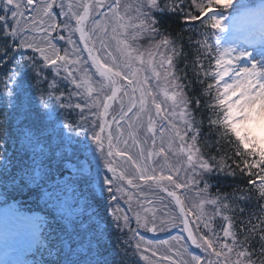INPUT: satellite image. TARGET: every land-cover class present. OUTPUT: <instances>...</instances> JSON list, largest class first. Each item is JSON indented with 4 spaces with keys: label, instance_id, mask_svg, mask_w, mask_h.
<instances>
[{
    "label": "snow or ice",
    "instance_id": "6c2138e0",
    "mask_svg": "<svg viewBox=\"0 0 264 264\" xmlns=\"http://www.w3.org/2000/svg\"><path fill=\"white\" fill-rule=\"evenodd\" d=\"M234 3L235 0H135V3L129 0H112L105 5V0H68L66 4L61 0L59 7L65 18L61 24L53 15L56 0H39V3L35 0H0V33L3 35L0 63L5 67L9 63L14 65L8 68L5 73L7 79L3 81L6 106H10L13 113L17 112L21 105L12 103V100H20V90L24 84L30 79H47L41 76L36 57L28 55L26 50L38 53L43 67L53 69L56 76L63 70L67 74L65 79H69L75 89L82 90L70 92L69 98L77 96L83 100V104L65 103L63 93L55 94L57 82L53 80L48 84L49 91L41 92L36 116L40 118L43 115L41 110L47 111L50 99H54L61 109L75 108L81 113L85 108L97 110L93 113L95 120L91 122L89 138L99 152L106 172L112 176L104 175L101 178L97 172L94 178H89L83 175L81 169H77L74 175L85 183L95 180L101 193L107 191L112 201H116V192H120L127 196L130 204L132 197L125 192L121 182L129 187H140L135 181L143 184L151 181L161 192L172 197L179 214H173L161 223L168 227L182 224L188 240L202 249L208 257L202 260L200 256L192 255L190 259L184 260L187 253L185 244L175 253L181 259L172 264H264V204H259V201H264V19L259 29L249 28L237 35L240 30L235 26L237 18L233 17L232 42L226 47L222 46V34L230 27L225 23L230 18L228 10ZM105 6L107 11H100ZM26 12L35 14L26 16ZM157 14L179 17L184 29L176 37H172L161 30ZM260 15L264 18V8ZM97 16L103 17V20H97ZM196 22L203 29L198 31L201 38L193 39L188 36L187 39L189 45H195V59L191 70L198 83H206L202 94L212 96L215 93L208 104L213 109V117L209 118L210 131L214 128L218 136L234 147L233 155L241 159H232V163L242 174L250 177L248 183L255 187L259 197V213L241 216L238 221L236 214H243L246 209L237 201L252 200L243 190L234 189L231 194L218 193L211 196L208 193L209 185L205 181L204 187L196 192L195 200L186 205L175 190L169 191L163 183L166 181L177 190H192L198 183L195 178L203 179L205 173L236 175L235 169L227 162L231 159L227 154L219 159L214 155L207 158L204 156L198 143L200 127L194 110L190 107L193 101L185 91L188 85L180 82L181 76L176 69L175 62L183 55V31L196 29ZM58 30L68 33L69 45L76 44L72 37L74 33H78L79 43L83 44V51L88 54L87 59L78 54L77 47L72 48L71 54L66 50L61 54L62 50L53 43L57 38L53 33ZM37 36L40 37L39 41ZM58 38L66 39L64 35H58ZM142 39L147 40V47L141 48L136 43ZM113 41L116 54L110 50ZM240 44L246 47H240ZM257 45L260 59L254 55ZM205 60L208 61L207 66L204 64ZM88 61H91L95 73L85 67ZM70 65L74 67H69ZM187 67L186 63L185 68ZM147 72L151 76L142 75ZM30 73H34V76H30ZM93 75L100 79L94 82ZM137 92L140 94L138 103L135 95ZM160 96L164 99L159 100ZM113 102L119 104V109L116 114L111 115L110 122L108 118ZM195 102L199 107V98ZM134 109L138 110L133 112ZM153 110L155 117H162L167 121L166 126H162L159 131V147L156 143L157 129ZM9 115L6 111L3 114L4 122L0 123V197L13 200L17 196L39 197L41 189L53 178V172L63 175L64 157L58 160L54 155H46L42 149L39 153L31 154L24 150L19 163H13V159L5 155ZM145 115L146 134L141 140L139 133L145 128ZM177 115L179 123L175 120ZM83 120L87 121V117H83ZM121 122L127 124L126 129ZM199 123L202 124L203 121ZM18 128L19 134L28 144L35 142L38 146L41 143L40 133L43 130L35 129L34 124L21 121ZM84 130L88 131L87 124L84 125ZM148 133L151 134V140ZM149 143L151 148L146 152L143 145ZM133 147L138 149L135 155L131 152ZM154 157L163 159L155 167H150ZM115 158L122 161L119 168ZM253 169L258 171L253 172ZM181 173H184L183 180ZM206 205L212 207L211 214ZM190 216H194L195 220L190 221ZM252 216L256 217L255 221ZM216 217H221L224 221L220 226L222 237L213 224ZM52 219L55 222L54 216ZM113 219L118 229L128 226L127 215L117 216L113 213ZM121 220L124 222L123 226L120 224ZM141 220L137 213L138 225H141ZM154 220L155 215L149 226L150 222L144 219L143 227L148 231H156ZM87 221L82 231V226L76 221H69L71 231L68 225L59 222L47 225L48 230L41 232V245L37 248L40 260L35 264H108L107 260L101 259L106 251L104 237L107 228L102 227L94 216L88 217ZM190 224H194L195 229ZM201 228L206 231L196 236L194 232H200ZM85 237L88 238L86 249L83 242ZM180 239L173 237L177 245L180 244ZM161 243L167 245L169 242ZM254 243L256 248L253 247ZM135 247L140 249L141 243L137 242ZM144 251L148 249L144 248ZM156 254L155 251L152 252L153 256ZM141 259L146 260L147 257L141 256ZM162 259L170 257L165 255Z\"/></svg>",
    "mask_w": 264,
    "mask_h": 264
},
{
    "label": "trees",
    "instance_id": "16d2710c",
    "mask_svg": "<svg viewBox=\"0 0 264 264\" xmlns=\"http://www.w3.org/2000/svg\"><path fill=\"white\" fill-rule=\"evenodd\" d=\"M193 11H195L193 9ZM157 18L160 21V28L162 31H165L169 33L172 37H176L178 33L181 32L182 29H184V24L181 21V19L177 16L164 14L163 16L158 15ZM197 23L196 29L192 31L184 30L183 31V48L182 52L183 55L178 58L176 63V69L178 73L181 76V83L184 85H188L187 88H185V91L187 92L188 96L192 99V104L190 107L194 110L195 118L198 122V126L200 127V135L198 137V143L201 147L204 156L207 158L209 155H214L218 159L222 156L227 154L228 157H231V159H228V163L231 165L233 169L236 171L235 176L226 175L224 173H216L213 172L210 175H207L205 177V180L210 185L208 193H210L211 196H216L219 194H231L233 193L234 189H241L246 195H250L252 197L251 201L245 202L243 200L237 201V203L244 206L246 211L243 214L237 213L236 219L237 221L243 217H248L251 215V213L256 212L259 213V205L257 201L259 200L258 193L256 192V189L253 185L248 183V180L250 177L247 175H244L240 172V169L236 168V165L232 163V159H235L236 161H240V157L234 156V147L226 143L220 136H218L215 132V129L213 128L210 131L209 128V118L213 117V109H210L208 107V104L213 100V97L215 93L213 92L212 96L203 95L202 90L203 88H206V83L204 85H201L197 82L196 77L194 76L191 67L195 59L194 54V48L195 45H189L188 43V36H192L193 39H199L198 31H202L199 27V23ZM3 45V35L0 33V46ZM62 48L67 49L65 45L62 46ZM62 54H63V49ZM24 51V50H23ZM28 55H32L36 57V63L38 66L43 65L42 60L39 57L38 53H33L31 50H26ZM16 55V53H13ZM188 64V67L185 68V64ZM205 66L208 65V61H204ZM14 65L9 63L7 67L3 65V63H0V123H3V114L7 111L10 115L8 116V122H9V136L7 138V144L6 148L7 151L5 155L7 157H10L13 159V163H19L20 157L24 155V150H27L28 153H39L41 149L46 155H54L58 160L61 157H64L63 160V175L67 172V167L64 165L65 159L68 158V151L63 148V145H60L61 138L59 134L56 133L55 128L52 126L51 123H48L47 115L50 109V105L52 104L54 99L49 100V108L46 112H41L43 115L38 118L36 116V110L39 109L40 105V95L41 92H47L48 91V82L46 79V82L44 79H30L27 81L23 89L20 90V100H12V103H18L21 105L17 112L13 113L10 106H6L5 100V88L4 83L7 79V76L5 73L8 71V68L13 67ZM42 72V70L40 69ZM50 71L53 73L55 72L53 69H50ZM30 76H34V73H30ZM186 75V78H184ZM45 77V76H43ZM47 77V76H46ZM48 77L50 75L48 74ZM47 77V78H48ZM201 79H203V76H201ZM58 83H61V81L57 80ZM57 83V84H58ZM31 85V87H29ZM58 89L61 91H64L67 89V86H63L62 84L57 85ZM57 89V90H58ZM58 95V94H57ZM196 98H199V107L196 105ZM27 117V119H26ZM64 119H69L70 116L68 114L63 115ZM21 121H24L27 124H34L35 129L43 130L41 135V143L37 146L35 142L32 144H28V142L19 134V128L18 125ZM203 121L202 124L199 122ZM219 141V144L217 143ZM208 145H211L209 147ZM219 148V151L217 150ZM241 166L242 163H241ZM253 172H257V169H253ZM53 178L58 176H63L59 172H53ZM52 178V179H53ZM252 179H255V177H252ZM50 181V180H49ZM48 181V182H49ZM251 189V191H249ZM239 195V193H237ZM25 199H30V196H17ZM96 199H99L98 195H95ZM99 204V203H98ZM259 204H264V201H259ZM106 211V210H104ZM104 217L106 219V214L104 213ZM253 221L256 220L255 216H252ZM218 228H220V222L216 224ZM237 229L239 227L238 223L236 225ZM220 230V229H216ZM113 228L112 226L107 229L105 233L104 243L106 250L110 251L109 247L114 246L115 243V237L112 234ZM108 235V236H107ZM110 237V238H109ZM242 238V237H241ZM253 247L256 248L257 245L254 243ZM104 254L106 255V251H104ZM104 255V256H105ZM256 257H253L255 259ZM108 264H113L110 259H107ZM118 264V263H117Z\"/></svg>",
    "mask_w": 264,
    "mask_h": 264
},
{
    "label": "rangeland",
    "instance_id": "374dc122",
    "mask_svg": "<svg viewBox=\"0 0 264 264\" xmlns=\"http://www.w3.org/2000/svg\"><path fill=\"white\" fill-rule=\"evenodd\" d=\"M111 1L112 0H105V5L109 4V2H111ZM244 1L245 0H237L236 3L241 5V4L244 3ZM129 2L135 3V0H129ZM261 2H264V1L262 0ZM36 3H39V1L36 2ZM59 4L60 3H58L54 7H56V9L60 10V12H61ZM100 11L106 12L107 11V7L105 6V7L101 8ZM97 17H99L97 20H103V17H100V16H97ZM64 19L65 18L62 19V23H63ZM64 32L68 35V33L66 31H64ZM33 35H35V34H33ZM37 37H39V36H37ZM57 40L59 41V43L60 42H67V40H60L59 38H57ZM54 42L55 41L53 40V43ZM136 43H138L141 46V48H144V47L148 46V42L145 39L139 40ZM55 45L58 48H60L59 44H55ZM112 45H113V47L110 50H112L114 52V54H116L115 53V48H114V45H115L114 41L112 42ZM226 46H228V44L225 43L224 47H226ZM240 46H242V45H240ZM73 47H74L73 45H69V48H67L65 50L69 54H71V51H72ZM249 50H251V49H249ZM61 54H62V51H61ZM78 54H80L79 49H78ZM82 57L87 59V57L84 56V55ZM157 59H159V57H157ZM258 59H260L259 56H258ZM90 65H91V63L88 61L87 65H85V67L89 68V70L92 73H95V70ZM69 67H74V66L70 65ZM144 74H146L148 76H151L150 72L142 73V75H144ZM99 79H100L99 76L93 75V81L94 82L99 80ZM122 83H125V82H122ZM161 84H162V82H161ZM153 86H154V82H153ZM78 91H82V90H78ZM169 91H171V89H169ZM93 95H95V93ZM135 95L137 97V103H138L140 94H139V92H137ZM78 98L79 97L76 96V100ZM158 99L159 100H163L164 98H163V96H160V97H158ZM125 103H127V98H125ZM118 109H119V104L117 102H115L114 106L112 107V109L110 111L109 118L111 117V115L116 114ZM137 110L138 109H135L133 112H135ZM168 110L170 111L171 109L169 108ZM129 116H132V113ZM153 118L155 120V127H157V125L160 123L161 120H164L162 117L161 118L155 117L154 110H153ZM94 120H95V116L92 117V118H89V121H91V122L94 121ZM175 120H176L177 123H179V116L178 115H177V117H175ZM121 123L124 124V122H121ZM144 124H145V128L141 129L140 133H139V138L141 140H143V138H144V136L146 134V126H147V116L146 115L144 116ZM124 127L126 129L127 128V124H124ZM181 127H183V126L181 125ZM113 129H115V125H113ZM189 135H191V133ZM147 136L149 137V140H151V134L148 133ZM88 144H90L89 147L86 146L87 144L83 145V149H84L83 151L86 152V154L90 151L91 158H92L91 160L94 163L101 164L103 166V161L100 158V154H99V152L96 151L95 145L93 144L91 139L88 140ZM159 144H157V147H159ZM93 145H94V152L91 151ZM121 147H123V145H121ZM143 147L145 148V150L147 152V150L151 148V143H149L147 145H143ZM137 151H138V149H136L134 147L131 150L133 155H135ZM115 159L117 160V165L116 166H117V168H119V165H120V163H122V161H120L119 158H115ZM162 159H163L162 157H160V158L154 157L153 158V163L150 165V167H155L156 163L159 160H162ZM133 171H134V169H133ZM205 174H207V173H205ZM101 178H103V177L101 176ZM181 179L182 180L184 179V173H181ZM195 179H197L198 184L205 182L203 179H200L199 177H196ZM115 183L116 182H114V186H113V191L114 192H115ZM134 183L140 184V187H138V188L134 187L132 189L128 185L123 184L121 182V186L124 188L125 192H127L128 196L132 197V200H131L130 204H129V202H127V196H123L120 192H116L117 198H120L124 203H126L128 205V210H127V213H124L118 207H115V208H112V210H113L112 212L115 213V215H117V216L127 215L128 218H129L128 226L127 227H122V229H119L118 231H121V230L129 231L128 243L131 246V249L133 250V252L139 256V259L142 261L143 264H172L173 261L181 259L179 256L175 255V253L177 252V249L180 248L181 245H185V244L187 245V242L184 241V238L182 236H178L179 234H175L173 236V237H180L181 238L179 245L176 244V242L173 240V237H171L169 240H166V241L169 242L167 245L162 244L161 242L150 243V242L144 240L141 237L136 239L135 228H140V229H142V230H144V231L149 233L147 228L143 227V220L147 219L150 222L149 226H151V223L153 222V215H155V220H154V223H155V226H156L155 234L160 235V234H164V233L172 230L175 227H168L166 224H162L161 221H167L169 219V217L171 215H173V214L178 215L177 208L175 206V202L170 197H168L167 195H164L163 192H161L155 185H153L151 181H149L147 184H143L140 181H135ZM163 183H164V186H166V187H173L174 188V186L169 185L166 181L163 182ZM149 185H151V187ZM199 189L200 188H197L196 186H194L192 188V190L185 191L184 194L179 193L180 190H177V189H175V190H176V192L178 194H180L181 198L185 200V204L186 205H190L195 200L196 192ZM117 209H119L120 211H117ZM206 209H207V211L209 213L208 205H206ZM6 210L11 212L10 209H6ZM7 213H6V218L8 217ZM137 213H139L141 218H142L141 225H138L137 222H136V214ZM191 217H192L193 220H195L194 216H191ZM192 219H189V220L192 221ZM123 223H124L123 220H121L120 224L122 226H123ZM177 226H179V223L177 224ZM190 227L195 229V225L194 224H190ZM6 228H7V221L4 220V221H2V223H0V235L5 233ZM194 234L196 236H199V235H201V232H194ZM0 241H2L1 238H0ZM137 242L141 243V248L140 249H136V247H135ZM37 244H38V241L36 240V238L34 236H32L31 234L26 235V237L23 240V242L19 244V252H20L19 260L20 261L26 260V255L24 253L26 251H29L30 249H32ZM144 248H147L148 251L145 252ZM169 249H171V251H169ZM153 251H155L157 253L155 256L152 255ZM30 253L27 255V258H30ZM165 255L170 257V259H162V257L165 256ZM141 256H145V257H147V259L146 260L145 259H141ZM191 256L192 255L189 254L188 246H187V253L184 255L183 259L184 260H188V259H190ZM0 257H1V254H0ZM15 257H16V255L12 256L10 253L9 254H4L3 255V260H6L7 262H3L2 264H14ZM205 258L206 259L208 258L206 256V254H205Z\"/></svg>",
    "mask_w": 264,
    "mask_h": 264
},
{
    "label": "bare ground",
    "instance_id": "6f19581e",
    "mask_svg": "<svg viewBox=\"0 0 264 264\" xmlns=\"http://www.w3.org/2000/svg\"><path fill=\"white\" fill-rule=\"evenodd\" d=\"M252 23V22H251ZM256 56V54H254Z\"/></svg>",
    "mask_w": 264,
    "mask_h": 264
}]
</instances>
